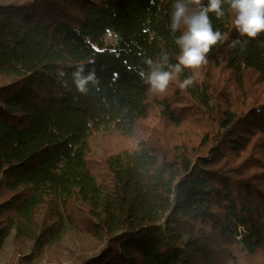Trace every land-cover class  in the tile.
I'll return each mask as SVG.
<instances>
[{
	"label": "trees",
	"instance_id": "trees-1",
	"mask_svg": "<svg viewBox=\"0 0 264 264\" xmlns=\"http://www.w3.org/2000/svg\"><path fill=\"white\" fill-rule=\"evenodd\" d=\"M174 2L0 0V250L68 223L102 244L77 264H264V31L240 36L225 0L201 77L161 96L146 77L178 63ZM153 102L170 143L145 134Z\"/></svg>",
	"mask_w": 264,
	"mask_h": 264
},
{
	"label": "clouds",
	"instance_id": "clouds-1",
	"mask_svg": "<svg viewBox=\"0 0 264 264\" xmlns=\"http://www.w3.org/2000/svg\"><path fill=\"white\" fill-rule=\"evenodd\" d=\"M234 13L233 25L240 36L255 38L264 31V0H226ZM225 0H208L207 5L202 0H175L171 11V28L173 32L183 28L182 34L176 37L175 42L179 46L180 53L177 56L178 63L172 66L171 71L163 70L160 65L153 66L146 77V83L154 91L166 90L174 74H179L183 69H195L207 63V53L211 47L222 39V33L214 30L209 12H214L217 18L224 15L222 5ZM191 5L197 7L191 8ZM240 41H232L235 46ZM147 63L152 66L153 62ZM83 66L73 73L74 82L80 92H86V85L94 81L93 72L83 75ZM143 76V73H142ZM195 77L189 76L179 83L180 89H186L194 84Z\"/></svg>",
	"mask_w": 264,
	"mask_h": 264
},
{
	"label": "rangeland",
	"instance_id": "rangeland-1",
	"mask_svg": "<svg viewBox=\"0 0 264 264\" xmlns=\"http://www.w3.org/2000/svg\"><path fill=\"white\" fill-rule=\"evenodd\" d=\"M112 39L113 37L110 35L107 37L109 41H112ZM194 70L198 77H201L200 73L204 69L198 67ZM176 82L174 78L161 96H168L173 93L178 84ZM254 88L264 89V85H254ZM175 100L181 99L177 97ZM156 104V102L152 104V109L146 121L145 134L155 132L160 141L170 143L178 138L179 130L160 117ZM191 116L193 115L191 114ZM180 138H183V136H180ZM14 234V229H11L4 240L0 250V264H77L80 258L97 253L102 246L101 243L90 239L88 235L84 236L74 232L68 226V223L65 224L62 232L57 237L46 243L40 250L35 249L32 239L19 237L15 239Z\"/></svg>",
	"mask_w": 264,
	"mask_h": 264
}]
</instances>
